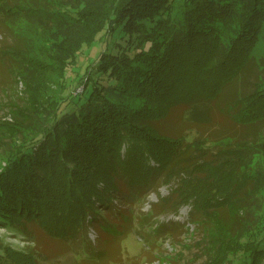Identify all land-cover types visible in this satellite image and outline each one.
<instances>
[{"label":"trees","instance_id":"obj_1","mask_svg":"<svg viewBox=\"0 0 264 264\" xmlns=\"http://www.w3.org/2000/svg\"><path fill=\"white\" fill-rule=\"evenodd\" d=\"M0 34L25 94L0 122L1 228L101 264L89 228L128 234L125 212L170 184L149 213L190 205L188 221L211 223L204 264H264V0H0ZM139 222L149 244L179 227ZM57 258L0 243V264Z\"/></svg>","mask_w":264,"mask_h":264},{"label":"rangeland","instance_id":"obj_2","mask_svg":"<svg viewBox=\"0 0 264 264\" xmlns=\"http://www.w3.org/2000/svg\"><path fill=\"white\" fill-rule=\"evenodd\" d=\"M28 28H26L27 30ZM1 40V34H0ZM88 48L84 47L85 51ZM254 54L257 58L264 56V37L260 39L254 49ZM80 56L77 59V66L80 65ZM71 73V72H70ZM67 74L69 80L74 74ZM74 88L69 89L72 91ZM23 85L21 82H13V79L9 75L8 71L5 70L4 66L0 67V122H12V109L18 104H22L21 91ZM75 92L81 91V86H76ZM14 105V106H13ZM186 106H180L175 109L174 115L179 119V125L176 128L182 130V122L184 116V110ZM175 128V129H176ZM189 138L196 136L195 131L189 132ZM172 186L170 184H163L156 192L150 191L149 194L136 203L132 204L130 211L125 212L130 214L132 217L135 215L137 221L134 220L133 226L128 230V234L122 237L107 236L106 233L101 231V228L91 226L87 233L88 240L102 250L105 254L101 264H159L163 260V257L170 258V262L173 264H204L206 256L197 248L195 243L200 241V238L207 233L212 231V224L208 227L205 225L197 226L196 223H191L189 219L190 205L181 206L177 212H166L158 217L151 216L149 211L151 206L157 202L161 196H165L169 193ZM114 206L122 209V203L115 201ZM102 215L107 216L112 222H117L116 218H120L119 214L105 211ZM146 218L153 225L169 224L170 222L179 223L178 229L172 234H164L158 238L155 242L149 244L141 238V235L136 234L134 230H140L141 233H151L146 227L141 228L139 220ZM118 223V222H117ZM36 226H31L33 229ZM144 229V230H143ZM33 241H28L26 236H22L11 229L0 227V243L8 245L11 248L19 251L30 250L34 247L35 251L41 255H46L49 258L58 257L52 264H76L74 256L71 252L64 249L61 244L51 239L41 229H35L31 235ZM115 240H112V239ZM110 252V255L108 254ZM227 259L223 264H240L238 260L240 254H227ZM76 258H80L76 256ZM92 264V263H89ZM162 264V263H161ZM165 264V263H164Z\"/></svg>","mask_w":264,"mask_h":264}]
</instances>
